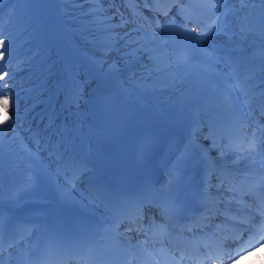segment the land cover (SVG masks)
I'll use <instances>...</instances> for the list:
<instances>
[{"label":"snow or ice","instance_id":"snow-or-ice-1","mask_svg":"<svg viewBox=\"0 0 264 264\" xmlns=\"http://www.w3.org/2000/svg\"><path fill=\"white\" fill-rule=\"evenodd\" d=\"M2 2V0H0ZM132 3H135L136 0H131ZM154 2V0H153ZM212 3L215 7L219 8L221 5L227 4L228 0H212ZM152 11H159V9L153 8ZM166 14V13H165ZM135 15V14H133ZM222 15H226V13H222ZM219 17H217V20L219 21ZM132 21L124 20L122 17L121 23L125 26L128 23H131ZM243 31V29H242ZM215 35H227V33L219 26L212 25L210 26L209 31L205 33L204 38H198V41L202 45L203 41L211 40V38ZM219 60L224 61L225 64H228V59L225 57H219ZM0 71H2V67H0ZM264 71V70H262ZM255 73L250 74L249 76L245 77L244 81L237 80V83L234 85V90L240 91L242 94H247V92L251 89L256 87V85L249 86L248 88L245 87L247 80L254 79ZM261 83H264V78L261 79ZM0 87H4V85H0ZM259 95L261 97H264V90H262ZM261 115H264V108L261 110ZM19 119V117H17ZM256 124V127L254 128L253 132L250 135V138L248 140V147L244 149V151H247L249 153L255 152L256 155H259L260 151L264 150L260 146L264 144V139H261V136H264V124L259 123V121H254ZM14 125H11L9 127H3L0 128V147H2L4 142V137L6 134L12 130ZM213 147H216V144H213ZM69 166L73 168L74 173L82 174L80 172L81 165H79L75 161L69 160ZM225 192L232 193L230 197L221 199L219 195L217 196H211L209 195L205 200V208L206 212L205 214L198 218L196 221H194V224L197 227H207L210 225L211 221L213 220L215 215H224L226 218L230 221H235L237 223H246L247 217L250 215V209L247 201L243 200L244 195L249 196H255L256 193L253 189L249 188L247 191H240L238 189H235L233 187H228L225 189ZM258 207L257 212L261 217H264V199L258 200ZM223 204L224 207L221 208L220 205ZM235 204V206L238 209V212L243 213V215H232L229 212V209ZM248 209V211H245ZM215 228L219 229L220 225H214ZM188 231H192L191 228L187 229ZM193 259V257L188 256H182L181 259ZM0 264H3V261L0 260Z\"/></svg>","mask_w":264,"mask_h":264},{"label":"rangeland","instance_id":"rangeland-1","mask_svg":"<svg viewBox=\"0 0 264 264\" xmlns=\"http://www.w3.org/2000/svg\"><path fill=\"white\" fill-rule=\"evenodd\" d=\"M232 19H233L232 21H234L235 18L233 17Z\"/></svg>","mask_w":264,"mask_h":264}]
</instances>
